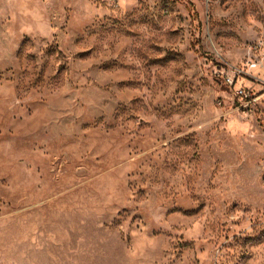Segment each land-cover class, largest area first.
I'll return each instance as SVG.
<instances>
[{"label": "rangeland", "instance_id": "obj_1", "mask_svg": "<svg viewBox=\"0 0 264 264\" xmlns=\"http://www.w3.org/2000/svg\"><path fill=\"white\" fill-rule=\"evenodd\" d=\"M263 31L264 0H0V264H264Z\"/></svg>", "mask_w": 264, "mask_h": 264}, {"label": "built area", "instance_id": "obj_2", "mask_svg": "<svg viewBox=\"0 0 264 264\" xmlns=\"http://www.w3.org/2000/svg\"><path fill=\"white\" fill-rule=\"evenodd\" d=\"M103 2H109V3H117L119 0H99ZM252 53H264V31L262 32L261 36L257 40L256 43H254L251 47ZM251 68H256L257 64H251ZM220 77L222 76L224 82L229 86L230 88H234L236 86V78L233 77L231 74L226 73L225 70L219 71ZM237 92V96L240 97L242 100L251 101L252 95L250 91H246L244 89H239Z\"/></svg>", "mask_w": 264, "mask_h": 264}]
</instances>
